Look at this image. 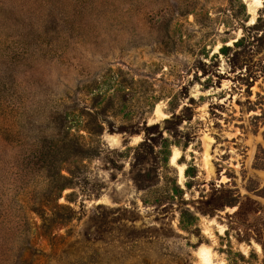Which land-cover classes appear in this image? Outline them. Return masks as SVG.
I'll use <instances>...</instances> for the list:
<instances>
[{"label": "rangeland", "instance_id": "1", "mask_svg": "<svg viewBox=\"0 0 264 264\" xmlns=\"http://www.w3.org/2000/svg\"><path fill=\"white\" fill-rule=\"evenodd\" d=\"M0 264H264V0H0Z\"/></svg>", "mask_w": 264, "mask_h": 264}]
</instances>
